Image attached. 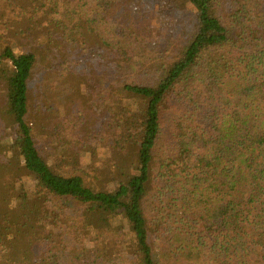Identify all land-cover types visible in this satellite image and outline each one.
I'll return each instance as SVG.
<instances>
[{
	"label": "trees",
	"instance_id": "trees-1",
	"mask_svg": "<svg viewBox=\"0 0 264 264\" xmlns=\"http://www.w3.org/2000/svg\"><path fill=\"white\" fill-rule=\"evenodd\" d=\"M0 264H264V0H0Z\"/></svg>",
	"mask_w": 264,
	"mask_h": 264
}]
</instances>
